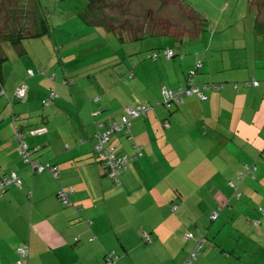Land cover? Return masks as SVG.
<instances>
[{
    "label": "crops",
    "instance_id": "0c3cea01",
    "mask_svg": "<svg viewBox=\"0 0 264 264\" xmlns=\"http://www.w3.org/2000/svg\"><path fill=\"white\" fill-rule=\"evenodd\" d=\"M243 1L248 8L247 0ZM87 13L80 15L88 25H102ZM104 29L106 33L100 31L105 38L76 49L71 46L73 40L58 37L52 29L18 48L28 56L29 48L42 44L47 61L54 67L62 64L56 70L58 78L64 74L74 78L70 87L60 82L52 85L46 76H27L35 60L31 56L21 65L15 59L2 66L0 177L15 171L22 183L9 184L0 195V264H15L23 242L29 248L24 264H105V255L112 252L118 254L117 264H182L194 241L187 240L177 249V234L166 233L159 221L182 220L184 214L195 218L197 204L208 202L209 212L224 199L231 204L225 214L232 213L236 220L242 219L238 203L264 206V86L233 87V82L253 77L264 80V18L247 11L242 18L216 19L187 48L169 38L167 46L171 44L177 55L138 60L125 84L119 82V75L127 70V62L118 60L124 54L120 46L130 53L142 47L138 41L119 40ZM105 45L110 49L104 51ZM3 47L8 51L12 46L3 43ZM52 47L58 56L52 55ZM197 57L203 65L195 81L224 82L223 87L208 91L206 100L189 95L169 112L157 105L146 117L135 118L131 134L143 153L129 163L120 175V186H115L92 154L96 124L107 118L118 121L127 104L160 100L161 86L183 85ZM20 81L28 90L23 100L15 102L13 90ZM50 86L58 98L45 107L40 100ZM96 94L101 96L97 102L92 100ZM12 115L18 118L12 121ZM165 118L169 121L166 128ZM16 124L25 130L43 129L26 134L25 140L39 146L31 153L38 163L57 164L56 177L49 170L33 172L23 162L20 143L13 139ZM79 138L84 141L79 143ZM113 141L119 151H131L124 135H115ZM245 163L255 164L256 169L253 178L239 183L241 197L236 198L227 181L235 180ZM69 186L71 204L64 205L56 193ZM171 203L178 205L173 211ZM248 214L259 215L262 226L264 216L258 210ZM221 216L217 221L223 220ZM240 225L235 229L238 233L243 231ZM141 230L150 232L151 243L142 241ZM183 234L178 236L181 242ZM263 245L264 239L254 245L255 250H264ZM211 253L204 254L207 258ZM197 262L204 263L202 258ZM225 262L232 261L227 258Z\"/></svg>",
    "mask_w": 264,
    "mask_h": 264
},
{
    "label": "trees",
    "instance_id": "16d2710c",
    "mask_svg": "<svg viewBox=\"0 0 264 264\" xmlns=\"http://www.w3.org/2000/svg\"><path fill=\"white\" fill-rule=\"evenodd\" d=\"M38 1H40V3L38 2L36 3L40 5V9L44 13V16H43L44 18H42L40 27L37 30L31 32V31H26L25 29H20V31L11 32L9 34H5L6 36L4 35L3 37H0V92L3 94H4V90L1 85L2 66L4 62H9L7 51H5L6 49L5 47H3V43H9L12 47L19 48L22 44L23 39H30L31 37L37 38V39L41 38L51 29L50 24L47 21V12L44 10L41 0H38ZM110 1H111V5L108 6V4H106L107 8L112 9L114 13H117V10H120L121 11L120 16H122L123 22L118 24V27H117V24L112 21L104 22L102 25L108 28L109 30H111L113 34H115V38L119 40H126V39L135 40V41H138L139 45L142 47L139 50H136V51H133V53H130L129 50L126 51L122 48V45L121 46L119 45L121 47V50L124 52V54L118 60L123 63L124 61L127 62V70L125 71L124 74L119 75V82H121L122 84L127 83V81H129V79L134 75V68L138 64L139 62L138 60L141 61V60L151 59L155 61L156 59L161 58V57H164L166 59H173L177 55L175 54V50L172 47V45L170 44L169 46H167L168 45L167 43H166V46L164 47L158 45L155 48H153L151 51H148L147 48L149 45L148 44L144 45L143 43H141V40H143L145 37L149 35L150 36H164V37L166 36L168 37V39L170 38V42L179 41L181 45L188 46L189 44H195L194 43L195 39L200 37V35L208 29V23H207L206 18H203L200 14H198L195 11L194 8L187 5L183 0H171V1L170 0H160L157 8L150 10L151 12H149L147 16L145 17V20L147 21H145V24L142 29L140 27H135V28L130 27L128 31H126L127 27H129L130 24L128 21H126L128 19V16L125 13L127 12V10H130V8H132L131 0H110ZM247 2H248L247 3L248 11L253 13L254 16H260L261 10H260V6L258 5H262V2L256 1V0H247ZM93 3H94V0H88V5H87L86 10H88V8ZM176 5L178 6L180 10L179 12H175L173 9L174 6ZM67 19H69V17L63 19V21H66ZM169 51L171 52L170 56L168 55ZM112 55H117V54H112ZM122 58L124 61L122 60ZM202 65H203L202 60L197 57L194 63V68L186 74L185 83L183 85H180L176 88L161 86L160 88L161 99L160 100H155L151 103L137 102V103L127 104L123 106L122 114L118 121L115 120L114 118H107L106 120H101L96 124V131L94 134L95 140L91 146L92 154L95 160L97 161V163L104 168V175L108 177L114 183L115 186H120L121 184L120 175L122 174L124 170L128 168L129 163L139 158L143 153L141 145L137 144L133 140V135L131 134V125H132V121L135 118L146 117L148 113L150 112V110L154 106H157V105L162 106L165 111L169 112L170 110L174 109L179 103H181L186 96H189V95H195L200 100H206L208 98V94H207L208 91H216L223 87L224 82L206 81V82L197 83L195 81L194 76H196V73L201 69ZM35 75L46 76L52 85H54L56 82L57 83L60 82L63 86L69 85L70 87L74 85L75 83V80L73 77H69L66 74H64L61 78H58L56 73L48 72V70L45 69V67L43 66H37L36 68L31 67L30 69L27 70V76L33 77ZM189 83H192L195 87H197L198 91L203 93L206 96V98L202 99L197 92L187 94L185 90L189 87L188 86ZM260 84L264 86V80L259 81L255 77H253L249 80H244L241 82H233V87L237 88L238 85H242L244 87H256ZM22 87H24V92H23V95L19 97L16 94V92L19 88H22ZM27 90L28 88H27L26 83L23 81H20L13 90V95H12L13 101L23 100V98L25 97L27 93ZM165 91L177 93V94L180 93L182 100L180 102H176L175 100H173V98L168 100L169 97L167 98ZM51 94H54L55 97L50 100L48 98L51 96ZM57 98H58V93L56 92L53 86H50L47 89V93L40 100L41 105L45 107L50 106ZM45 99L47 100L45 101ZM100 99H101L100 94H96L92 97V100H94L95 102L99 101ZM17 118L18 117L16 115H12V121L16 120ZM162 124L166 128L169 126V121L165 118L162 120ZM41 129L42 128L40 129L29 128L25 130L23 127H21V125L16 124L14 126L13 139L15 141H19V139H21L28 145V155L31 160L37 161L36 158L31 157V153L33 151H37L39 149V146L38 145L30 146L25 140V135L26 134L34 135L37 133H41L43 131V129L42 130ZM105 131H109V133H108L107 140L103 142L102 150L112 149L111 153L114 154V156L118 159V162H117L118 164L114 167L115 171L113 174H111V170L109 166L107 165L106 161L100 156V152L97 149H95V146H94L95 143H97V141L99 140L98 134L103 133ZM118 134L124 135L127 142L130 143V146H131L130 152H123V151L118 150L117 145L113 141V137ZM83 141L84 140L82 138L78 139L79 143H82ZM20 149H21V146H19L18 153L21 159L23 160V162L27 163L33 172H38L36 169L32 167L31 162L26 161L23 158V156L19 152ZM46 163L49 166L45 167L40 172L49 170L56 177L59 172V168L57 164L51 163L49 161H45L40 164H46ZM255 169H256L255 164L245 163L242 165L241 169L237 172L235 180L230 179L227 181L229 188H231L232 190V194L236 196V198L241 197V191L239 190V183L242 182L245 178H249V177L253 178V172ZM12 172L15 173L20 178L21 183H22L21 177L15 171H11L8 175L6 176L3 175V177H8ZM3 177H0V179ZM9 184H12V182ZM8 185H6L5 187H7ZM20 185H17V186H20ZM4 189L5 188H3V191L0 190V195L4 192ZM60 190H63L65 192L67 196V201L64 202L61 199H59L57 195L58 192H57L56 195H57L58 200L64 205H70L71 202L69 200L68 195L71 190V187L69 186L66 189L60 188L58 191ZM222 202L223 200L219 201V205L216 206L215 209L209 211V219L211 221L213 220L217 221L220 211L222 210V207H221ZM224 202L226 206L229 205V202L227 199H224ZM177 207H178L177 203L176 204L171 203L170 205V209L172 211L175 210ZM258 212L260 216H264V206L260 205L258 207ZM88 222L90 223V221ZM258 222L260 224L261 218ZM197 230L198 232H200L198 227H197ZM209 232L210 230L206 229L204 234H201L198 237L195 235V232L191 230H187L184 232L183 239L185 241L187 240L194 241V245L193 247L190 248L191 250L188 252V254L182 259V264H192L193 261L197 260V253L203 247H205L206 240H207L206 237H208L207 234ZM141 238H142V241L147 244L152 242L151 234L150 232H147L146 230H141ZM77 240H78V237H74V241H77ZM23 244H27V248H28L27 242H23L21 245ZM28 253H29V248H28ZM19 258H20V255H19ZM27 258L22 261V264H24L27 261ZM109 259L113 260V264H117L118 254L113 253V252L111 254L110 253L106 254L105 259H104L105 264L108 263Z\"/></svg>",
    "mask_w": 264,
    "mask_h": 264
},
{
    "label": "rangeland",
    "instance_id": "374dc122",
    "mask_svg": "<svg viewBox=\"0 0 264 264\" xmlns=\"http://www.w3.org/2000/svg\"><path fill=\"white\" fill-rule=\"evenodd\" d=\"M159 1L160 0H131L132 8L125 13L128 16L126 21L130 24L126 31H128L130 27H140L142 29L145 21H147L145 20V17L151 12L150 10L157 8ZM183 1L190 7L194 8L203 18H206L208 24L216 19L230 20L242 18L248 11L243 0ZM256 1L262 2V5L258 6H260L261 10L260 16L264 17V0ZM41 3L44 10L47 12V21L50 24V28L55 30L58 37L73 40L71 46L75 49L83 43L86 45L91 43L94 44L96 39L105 38L107 36L101 35L102 31L100 30H103L106 33V30L102 25H88L81 17V12H88L87 14L92 17L93 21L99 24L112 21L116 23L118 27V24L123 22V18L120 16V10H117V13H114L112 9L107 8L106 4H108V6L111 5L110 0H94V3L88 8V10H86L88 0H41ZM173 9L175 12L180 11L177 5L174 6ZM43 16L44 13L37 7L36 0H0V37L11 32L20 31V29L33 32L40 27L41 20L44 18ZM67 17L70 19L63 21V19ZM167 40L168 37L166 36L149 35L141 40V43L144 45L148 44L149 46L147 50L151 51L158 45L162 47L166 46ZM36 41H38V39H23L21 45L24 46L27 42ZM107 48L110 49V46L105 45L104 51L107 50ZM182 48H187V45ZM29 49V55L27 56L22 54L17 47H10L7 51L8 61L10 62L19 59L16 64L21 65L23 60L29 61L32 57L35 59L31 61L32 68L43 66L48 72H54L57 74V67L62 64L56 63L55 67L53 64H50V62L47 61L48 53L43 52L42 44L38 43ZM50 52L52 55L56 54V56H58L54 47L51 48ZM38 60H40V62H36ZM66 87H69V85H66ZM15 102H18V100ZM230 205L226 206L224 200L221 203L222 210L220 213L224 216H221L223 219L221 222H219V220L211 221L209 219V212H207L209 203L204 202L195 206V218L192 217L191 214H184L182 220L175 217H169L159 221L160 228L166 231V233L174 232V234H177L174 243L176 244V248H180L186 244V241L183 239L182 242L179 241L178 236L180 232L191 230L195 232V235L198 237L201 234H204L206 229L210 230L207 234L208 237H206V245L198 251L195 263L202 258L204 261L203 264H213L214 261L216 264L217 261L226 264L225 260L228 258L232 261L230 264H264V250L257 251L254 246L263 242L264 223L260 227L258 222L260 220L259 215L255 217L252 214H248V212L253 209L258 210V207L261 204L244 202V205L242 206L239 203V207L235 205L236 208L239 209L242 218L240 220H236L234 218L235 216H232V213L230 212L225 214V212L229 210L228 208ZM239 223H241L240 229H243L240 233L235 231L236 227H239ZM197 227L201 232H198ZM236 244H238L237 248L235 246ZM205 251L207 253L209 251L212 253L206 258V254H204ZM152 252L155 254L156 251L153 250Z\"/></svg>",
    "mask_w": 264,
    "mask_h": 264
},
{
    "label": "built area",
    "instance_id": "2783aa9c",
    "mask_svg": "<svg viewBox=\"0 0 264 264\" xmlns=\"http://www.w3.org/2000/svg\"><path fill=\"white\" fill-rule=\"evenodd\" d=\"M168 55L170 56L171 55V52L169 51L168 52ZM189 87L185 90V92L187 94H191V93H195L197 92L199 94V96L204 99L206 98V96L199 92L197 87H195L192 83H189L188 85ZM23 92H24V87L22 88H19L16 92V94L21 97L23 95ZM166 93V96L169 99H172L175 100L176 102H180L182 100V97H181V94H177V93H172V92H167L165 91ZM55 97L54 94H51V96L48 98V99H53ZM47 99H45L46 101ZM44 101V103H45ZM47 103V102H46ZM114 128V126H113ZM42 130V129H41ZM108 133L109 131H105L103 133H99L98 134V138L99 140L97 141V143H95V149H97L99 152H100V156L106 161L107 165L109 166L110 170H111V174L114 173V167L118 164V159L114 156V154L111 153V150L112 149H108V150H102V146H103V142H105L107 140V137H108ZM19 143H20V146H21V149H20V153L21 155L23 156V158L26 160V161H29L31 162L32 164V167L34 169H36L38 172L42 171L45 167H48L49 165L46 163V164H40V163H37L36 160H31L29 155H28V145L21 139H19ZM14 183V184H17V185H20L21 184V180L20 178L15 174V173H11L8 177H3L0 179V190L3 191V188H5L6 185H8L9 183ZM58 198L61 199L62 201L66 202L67 201V196L65 194V192L63 190H60L58 191ZM214 217V215H213ZM17 252L19 253L20 255V258L16 261V264H22V261L24 259L27 258L28 256V248H27V244H23L21 245ZM107 264H113V260L112 259H109L108 263Z\"/></svg>",
    "mask_w": 264,
    "mask_h": 264
}]
</instances>
